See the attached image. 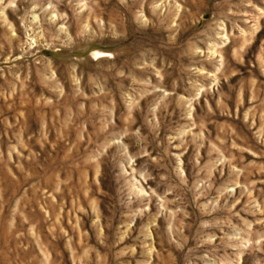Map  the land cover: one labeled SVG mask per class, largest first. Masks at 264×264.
Returning a JSON list of instances; mask_svg holds the SVG:
<instances>
[{"label":"rangeland","instance_id":"obj_1","mask_svg":"<svg viewBox=\"0 0 264 264\" xmlns=\"http://www.w3.org/2000/svg\"><path fill=\"white\" fill-rule=\"evenodd\" d=\"M0 264H264V0H0Z\"/></svg>","mask_w":264,"mask_h":264}]
</instances>
